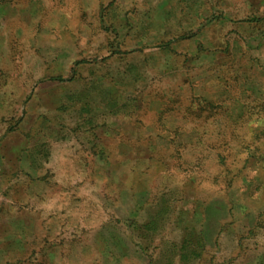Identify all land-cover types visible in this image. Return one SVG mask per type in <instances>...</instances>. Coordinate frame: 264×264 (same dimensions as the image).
I'll return each instance as SVG.
<instances>
[{"label":"rangeland","instance_id":"374dc122","mask_svg":"<svg viewBox=\"0 0 264 264\" xmlns=\"http://www.w3.org/2000/svg\"><path fill=\"white\" fill-rule=\"evenodd\" d=\"M0 264H264V0H0Z\"/></svg>","mask_w":264,"mask_h":264},{"label":"trees","instance_id":"16d2710c","mask_svg":"<svg viewBox=\"0 0 264 264\" xmlns=\"http://www.w3.org/2000/svg\"><path fill=\"white\" fill-rule=\"evenodd\" d=\"M258 20H259V17H256V16L243 19V21H250V22H254V21H258ZM199 245L202 247L201 249L203 250V243L201 241H200Z\"/></svg>","mask_w":264,"mask_h":264}]
</instances>
